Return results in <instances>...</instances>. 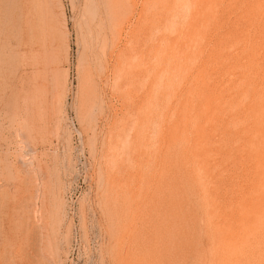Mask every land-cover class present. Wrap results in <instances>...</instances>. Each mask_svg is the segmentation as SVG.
<instances>
[{
  "label": "rangeland",
  "instance_id": "1",
  "mask_svg": "<svg viewBox=\"0 0 264 264\" xmlns=\"http://www.w3.org/2000/svg\"><path fill=\"white\" fill-rule=\"evenodd\" d=\"M0 264H264V0H0Z\"/></svg>",
  "mask_w": 264,
  "mask_h": 264
}]
</instances>
